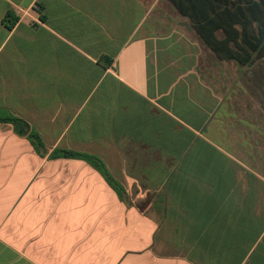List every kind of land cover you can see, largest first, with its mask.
<instances>
[{"label":"crops","instance_id":"crops-1","mask_svg":"<svg viewBox=\"0 0 264 264\" xmlns=\"http://www.w3.org/2000/svg\"><path fill=\"white\" fill-rule=\"evenodd\" d=\"M185 5L0 0V264H264V39L197 29L264 0Z\"/></svg>","mask_w":264,"mask_h":264},{"label":"trees","instance_id":"trees-1","mask_svg":"<svg viewBox=\"0 0 264 264\" xmlns=\"http://www.w3.org/2000/svg\"><path fill=\"white\" fill-rule=\"evenodd\" d=\"M171 1L178 7V9L181 11L183 15L186 14L187 8L185 5V0H171ZM242 27H243V40H242L243 47H242V53L240 54L241 55L240 57L236 56L234 52L224 51V49L222 48L224 46V42L229 43V40L218 42L217 39L209 38L206 34H204V30H202L203 29L202 27H197V29L202 39L207 43V45L214 52H216L219 55V57L224 58V59H237L241 63H245L249 60V55H247L249 52V49H251L252 51H255L264 39V22L263 23L258 22V33H257L258 39L256 40H246L245 36H248V29L246 28V24H242ZM244 44L247 47L248 51L244 48ZM5 121L7 123L13 124V126L15 127L19 135L28 136L31 142L38 148L43 146V142L41 141L39 135L36 132L32 131L30 126L23 120L12 117V118L5 119ZM51 157L52 158L63 157V158H74V159L85 160L86 162L94 166L96 169H98L103 174V176L107 179V181L111 185L114 186V188H116L117 190H120L118 188V184L114 182L112 178L110 177L104 164L96 157L79 154L75 152H69V151H57L55 152V154H52Z\"/></svg>","mask_w":264,"mask_h":264}]
</instances>
